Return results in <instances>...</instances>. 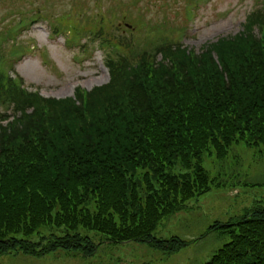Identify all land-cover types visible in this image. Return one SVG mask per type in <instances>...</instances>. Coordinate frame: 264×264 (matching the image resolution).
Wrapping results in <instances>:
<instances>
[{
    "label": "trees",
    "instance_id": "obj_1",
    "mask_svg": "<svg viewBox=\"0 0 264 264\" xmlns=\"http://www.w3.org/2000/svg\"><path fill=\"white\" fill-rule=\"evenodd\" d=\"M71 5L60 24L47 9H35L0 31V256L81 250L91 257L102 244L130 242L173 254L196 240L156 237L159 225L224 185L203 160L224 162L239 144L264 160V4L247 15L241 32L198 53L178 39L128 40L133 24L111 37L104 29L114 21ZM104 13L100 6L97 14ZM43 21L53 35L67 31L81 50L99 44L108 82L76 87L63 99L27 90L14 60L32 49L18 37ZM262 203L208 227L203 237L219 231L228 242L203 264H264Z\"/></svg>",
    "mask_w": 264,
    "mask_h": 264
},
{
    "label": "rangeland",
    "instance_id": "obj_2",
    "mask_svg": "<svg viewBox=\"0 0 264 264\" xmlns=\"http://www.w3.org/2000/svg\"><path fill=\"white\" fill-rule=\"evenodd\" d=\"M45 1L48 5L37 0H15L14 5H2L0 1V20L8 11L13 13L0 24V31L3 26L18 22L22 14L35 9H47L51 22L60 24L59 16L70 11L73 2H79L81 5H75L76 10L85 16L89 14L106 22L114 21L104 29L111 37L127 33L121 30H128L127 25L133 24L135 32L127 34L126 39L131 38L141 45H155L153 43L162 40L175 41L176 31L180 30L177 37L182 45L198 53L203 45L215 42L219 37L241 32L247 15L264 4V0H102L96 4H93L95 0ZM100 6L104 14H97ZM68 35L67 31L64 35H53L45 21L20 34L18 40H23V45L32 51L14 62L13 73L22 78L27 90L36 91L44 98L63 99L73 97L76 87L89 91L108 82L109 74L102 63L104 54L99 50L100 45L90 43L86 50H81ZM152 37L157 40H149ZM84 42L81 40L80 44ZM1 47H5L4 44H0ZM3 110L0 108V112ZM202 166L211 177L220 175L224 185L190 199L188 209L164 220L155 232L157 237L165 240L172 237L196 240L177 253L168 255L139 242L105 243L91 257H82L81 250H58L41 258L12 252L0 256V264H203L228 242L226 235L219 231L203 237L208 227L216 221H229L255 204H263L264 160L257 149L239 144L230 150L224 162L218 163L211 157L204 159ZM90 236L95 242L99 239L94 233Z\"/></svg>",
    "mask_w": 264,
    "mask_h": 264
},
{
    "label": "bare ground",
    "instance_id": "obj_3",
    "mask_svg": "<svg viewBox=\"0 0 264 264\" xmlns=\"http://www.w3.org/2000/svg\"><path fill=\"white\" fill-rule=\"evenodd\" d=\"M156 235H157V233H156ZM156 235H155V236H156ZM156 237H157V236H156ZM114 245H117V244H114ZM177 252H179V251H177ZM177 252H175V253H177Z\"/></svg>",
    "mask_w": 264,
    "mask_h": 264
}]
</instances>
